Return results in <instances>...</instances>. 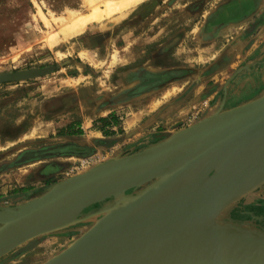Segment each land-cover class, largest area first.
Returning <instances> with one entry per match:
<instances>
[{
	"label": "rangeland",
	"instance_id": "374dc122",
	"mask_svg": "<svg viewBox=\"0 0 264 264\" xmlns=\"http://www.w3.org/2000/svg\"><path fill=\"white\" fill-rule=\"evenodd\" d=\"M92 8L88 0H0V75L29 72L0 81V204L23 203L66 171L145 145H115L114 124L127 127L122 135L153 119L170 133L188 126L216 109L229 80L263 64L245 60L264 43V7L238 17L242 0H139L67 30L72 11ZM87 159L94 163L81 166ZM55 163L68 170L44 175ZM98 217L22 244L0 264H41ZM217 218L264 230V181Z\"/></svg>",
	"mask_w": 264,
	"mask_h": 264
},
{
	"label": "water",
	"instance_id": "95a60500",
	"mask_svg": "<svg viewBox=\"0 0 264 264\" xmlns=\"http://www.w3.org/2000/svg\"><path fill=\"white\" fill-rule=\"evenodd\" d=\"M29 72L2 76L18 79ZM0 204V258L99 216L41 264H264V230L218 219L264 181V95Z\"/></svg>",
	"mask_w": 264,
	"mask_h": 264
},
{
	"label": "crops",
	"instance_id": "0c3cea01",
	"mask_svg": "<svg viewBox=\"0 0 264 264\" xmlns=\"http://www.w3.org/2000/svg\"><path fill=\"white\" fill-rule=\"evenodd\" d=\"M262 2L263 1L259 2V0H256V1H254V0H242V7L243 8L240 9V11H239L240 15H238V17H241L242 14L244 17L255 14L258 10H260L261 8L264 7V2L263 3ZM241 11H243L244 13H241ZM253 50H254V46L251 48L250 51H253ZM247 54H246L247 56H249V55H251V56L246 57V58H248L245 60V63L247 62L246 64H249L250 62H254L256 59L258 60L259 63H263V64H262V66H259V67L256 65H254V67L250 65L249 66L250 68L243 70L242 72H240L235 78H233L229 82L228 94H227L226 102H225V109L232 108L234 106L240 105L242 103L248 102L250 100L256 99V98L264 95V43L260 44V47L256 50L255 54H251V53H247ZM215 93L216 92H214V94H212V96H215ZM224 100H225V95L222 99L217 101L216 109H218L221 106V104L223 103ZM200 118H198V119H200ZM153 120H151L147 124H144L143 126H141V130L137 131L136 133L134 131H131V132L127 131L125 135H122L124 131L120 132L119 127L120 128L122 127L124 130L127 129V127H125V125H123V123L114 124L112 127L114 129L118 130V132H116L114 135L112 134V136H110V137L111 138L113 137L112 138L114 140L113 143L115 145H118V146L136 145L137 144L136 142L138 140H140V142L142 144H145L144 146H142V148H140V149H143L145 147H148V146L158 142L161 138H163L164 136H166L167 134L170 133L169 129H166V128L163 129L161 127V125H158L160 123H156V122H159L160 120H157L156 122H153ZM151 123L157 124L152 129L154 132H152L151 130H148V126H150ZM188 125H190V124H188ZM107 127H111V126L108 125ZM156 127H159V129L155 130ZM184 127H186V126H182L178 129H181ZM99 130H101V129H99ZM101 131H103V130H101ZM153 139H156V142L151 144V140H153ZM91 142H93V139ZM94 148L98 149V147H94ZM101 149H102V147H99V150H101ZM132 152H134V151H131L128 153H132ZM64 168H66V167L63 163H55L53 165H49V166L45 167L43 174L47 175V176H54L55 173H53V172H55L56 170H63ZM87 169L88 168H86L84 170H87ZM64 170H68V169H64ZM84 170H81L79 172H82ZM66 172H67L66 173L67 175H65L61 179H64V178H67L71 175L79 173V172H71L70 173V171H66ZM61 179H59V180H61Z\"/></svg>",
	"mask_w": 264,
	"mask_h": 264
},
{
	"label": "bare ground",
	"instance_id": "6f19581e",
	"mask_svg": "<svg viewBox=\"0 0 264 264\" xmlns=\"http://www.w3.org/2000/svg\"><path fill=\"white\" fill-rule=\"evenodd\" d=\"M88 1L93 7L92 10L90 12L84 13V14L76 13L75 11H72V15H71L70 19L67 20L68 21L67 27L65 26L67 28V30H70L72 32L84 30L90 21L101 19L102 16L106 13L110 14V13H112L118 9H123L125 6L133 4L137 1L139 2V0H88ZM100 3H104L105 6L102 7ZM63 27H62V29H63ZM63 30H65V29H63ZM66 33L68 34V32H66ZM99 162H101V161H98L97 163H99ZM97 163H95V164H97Z\"/></svg>",
	"mask_w": 264,
	"mask_h": 264
},
{
	"label": "trees",
	"instance_id": "16d2710c",
	"mask_svg": "<svg viewBox=\"0 0 264 264\" xmlns=\"http://www.w3.org/2000/svg\"><path fill=\"white\" fill-rule=\"evenodd\" d=\"M102 120H110L108 117H103ZM117 122V121H116ZM67 134H81L83 133V129H79V130H72L71 127H68V131L66 132Z\"/></svg>",
	"mask_w": 264,
	"mask_h": 264
},
{
	"label": "built area",
	"instance_id": "2783aa9c",
	"mask_svg": "<svg viewBox=\"0 0 264 264\" xmlns=\"http://www.w3.org/2000/svg\"><path fill=\"white\" fill-rule=\"evenodd\" d=\"M92 163H94V162L91 161L90 159H87V160L82 162L81 166H90Z\"/></svg>",
	"mask_w": 264,
	"mask_h": 264
}]
</instances>
